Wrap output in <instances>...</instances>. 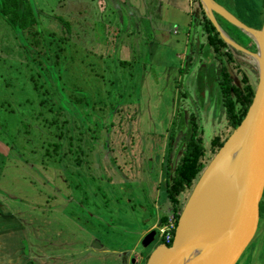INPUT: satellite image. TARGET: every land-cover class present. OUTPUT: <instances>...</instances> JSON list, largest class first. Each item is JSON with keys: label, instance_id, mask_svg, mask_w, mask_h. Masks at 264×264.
Instances as JSON below:
<instances>
[{"label": "rangeland", "instance_id": "obj_1", "mask_svg": "<svg viewBox=\"0 0 264 264\" xmlns=\"http://www.w3.org/2000/svg\"><path fill=\"white\" fill-rule=\"evenodd\" d=\"M36 1L43 30L40 38L46 50L42 57L26 58L22 43H28L30 37L26 35L24 41L20 40L14 29L0 21V159L1 163L5 162L0 176V210L7 213L6 203L12 212L3 221L9 229L1 223L0 231L4 235L19 234L17 229H22L19 247L26 246L27 254L31 253V264H57L38 256L66 250L72 253L60 264H87V252H92L98 242L103 244V256L98 257V262L91 257L87 260L90 264H128L131 254L130 264H134L132 258L136 259L135 264H145L153 247L162 242L159 230L149 246L143 247L139 241L131 254L126 251L138 238L141 240L142 231L152 225L160 226L163 211L169 210L165 184L168 163L175 166L191 129L198 127L196 137L202 139L205 148L202 160L208 164L214 156L213 138L219 135L224 139L231 131L224 107L208 91L202 103L201 95L194 89L195 75L177 81V74L172 75L164 67L145 65L147 72L143 71L144 48L124 49L119 47L120 43L113 42V32L108 27L115 23V17L111 8H105V0L99 3V0ZM100 10L106 12L100 14ZM65 13L77 21L87 20L78 21L79 29H72L81 39L73 34L64 40L62 32L52 30L56 26L52 18ZM218 20L239 44L255 49L247 34L223 18ZM195 32L196 49L199 32ZM86 40L96 47L86 49ZM166 40L169 41L167 37ZM40 45L33 47L35 51L42 49ZM130 52L140 56L132 58L136 66L129 65L134 64L130 61L122 64L131 60ZM233 52L236 66L233 64L230 69L234 82L239 85L245 72L255 87L257 72L253 59ZM47 55L51 57V63L46 61L52 67L49 71L42 61L38 62ZM51 81L54 84L49 85ZM176 86L185 89L176 92ZM46 88L48 94L43 93ZM64 94L68 98L64 99ZM75 97H84L87 103L75 104ZM46 99L49 103L40 102ZM57 101L65 107H59ZM56 110L63 111L62 116L69 122L63 117L57 121ZM29 119L31 127L25 130L23 121ZM64 121L67 133L65 138H59L57 127ZM69 136L76 142L82 137L87 143L84 159L89 162L81 165V175L65 173L68 177L65 181L59 171L70 172L71 165L50 163L62 155L60 149L67 151L65 143ZM58 142H63L62 148L53 151L51 144ZM91 146L93 151L89 150ZM46 149L52 155L45 158L47 165L38 159ZM190 192L191 188L186 189L179 196L181 210ZM52 194L56 195L50 200ZM256 215L259 216L257 230L235 264H264V192ZM45 230L60 238L48 243L42 241ZM136 255H142V259Z\"/></svg>", "mask_w": 264, "mask_h": 264}, {"label": "water", "instance_id": "obj_2", "mask_svg": "<svg viewBox=\"0 0 264 264\" xmlns=\"http://www.w3.org/2000/svg\"><path fill=\"white\" fill-rule=\"evenodd\" d=\"M198 1L227 46L253 59L257 83L244 118L195 182L171 244L157 243L145 264H235L258 227L256 209L264 192V17L255 28L215 0ZM217 15L247 34L255 49L231 38ZM156 234L155 228L146 232L141 246H149Z\"/></svg>", "mask_w": 264, "mask_h": 264}, {"label": "crops", "instance_id": "obj_3", "mask_svg": "<svg viewBox=\"0 0 264 264\" xmlns=\"http://www.w3.org/2000/svg\"><path fill=\"white\" fill-rule=\"evenodd\" d=\"M195 1L196 0H125L122 2H116V0H105V8H111L112 15L114 14L115 17V23L111 24V28L108 27V29L112 30V40L113 42L116 41L120 43V48L133 49L138 46V51H140V47L141 49L144 48L145 53L143 54V58L145 60L142 62L143 64L141 63L143 71H146L144 68L145 65L157 66L158 68L164 67L167 72L172 73V75L177 74V81H183L185 76L190 78L191 75H195L194 89L198 95H201L203 99L202 103H204L205 91H208L210 96H215V99H218L222 104L219 80L223 62L222 59L217 58L214 50L206 41V33L203 31L202 27V7L200 3L197 5ZM215 1L249 26L258 28L262 24L264 17V0H255L253 2L250 0H224L228 2L230 7L234 8L235 11L227 7L222 0ZM99 2H103V0H99L98 3ZM115 3H117V8L115 7ZM107 4L112 7H107ZM105 12L100 10V14ZM99 23H101V20H99ZM219 25L221 26L220 22ZM221 28L229 36L231 35L230 32L225 30L222 26ZM195 31H197V33L199 32L198 38L196 37L197 45L200 46L199 50H197L199 46L196 49L193 47V41L196 36ZM120 33L125 36L118 37L117 34ZM166 37L169 41L166 40ZM91 47L96 46L92 44L91 46L85 48L90 49ZM229 49L230 52L234 53V49L231 47ZM130 53L131 57L129 58H131V60L129 61L134 63L131 65L136 66L137 64L132 60V58H137L139 55L136 57V55L132 52ZM225 65H227L229 69H232V64L226 63ZM180 89L184 90L185 88L180 86L175 87L176 92ZM1 162L2 161L0 159V176L3 175V168L5 166V162ZM4 204L6 206L5 211L7 213L2 214L0 210L2 218V220L0 219V224L2 223L5 225L3 221L10 218L12 212L10 214L9 206H7L6 203ZM168 211H163V214ZM150 228L152 229L155 227L154 225L150 226L147 230L142 231L140 236L142 237L146 232L151 230ZM6 229L9 228L6 226ZM17 230L19 231V234L16 232H7L6 235H4V233H1L0 231V264L32 263L33 256L31 253L29 255L27 254L26 246H24L25 248L23 246L19 247L21 244L20 233L22 232V229L18 228ZM46 236L49 237L51 241L56 240V238H60V236L47 231ZM139 241L140 238H138L134 243V246L126 252L131 254V252L135 250ZM10 245H12V247H10ZM94 247L95 249L92 248V252H87V264H90L87 260L91 257L93 260L95 259L98 262V257L103 256V244L98 242L94 245ZM96 252H98V254H96ZM71 253V251L66 250L38 257L39 259L44 257L46 260L49 259L50 261H55L57 264H60L61 262H65L63 259L66 257L69 258ZM131 255L128 257V264H130L129 260L132 257ZM139 258L142 259V255ZM132 259H134L135 264L137 262L136 259ZM46 263L47 262H45V264Z\"/></svg>", "mask_w": 264, "mask_h": 264}, {"label": "trees", "instance_id": "obj_4", "mask_svg": "<svg viewBox=\"0 0 264 264\" xmlns=\"http://www.w3.org/2000/svg\"><path fill=\"white\" fill-rule=\"evenodd\" d=\"M196 1L199 3L198 0ZM37 4L38 3L36 0H0V21L5 22L7 26H9L11 29H14V33L16 37L19 38L20 40L24 41L26 39V35L30 37V40L28 41V43L26 41L22 43V47H23V52L26 55V58L30 57L32 59L36 57H42L44 53L46 54V50L43 49L45 45L41 41V38H40V36L43 33V30L41 27L42 25L41 18H39V15H38L39 12L37 10ZM64 4L65 2H63V5ZM67 14L69 13H65L64 15L63 14L56 15L52 18V21H54L56 24V26H54L52 30L57 31V32L58 31L62 32L64 36L63 37L64 40L71 38L73 34H75L77 38L81 39V37L78 36L79 34L74 33L72 29L74 27L75 28L77 27L78 21L79 23H86L87 20L78 19L77 21V18H74L73 16L71 17ZM202 14H203L202 27H203V31L206 33V41L213 48L216 56L222 57L223 66L221 70L219 86H220V91H221V101H222V105L225 111V116L227 119V126L231 128V131H230L231 133L232 130L236 126H238L240 122L242 121V119L244 118L246 111L252 101L255 87L250 83L249 77L245 72H242V78H241L239 85H237L234 82V78L231 75V69H229L228 66L225 65L226 63H230L236 66L235 64L236 60L234 58V55L232 52L229 51L230 47L227 46L224 40L219 36L218 31L215 29L211 21L205 15V12L203 11V9H202ZM217 18H221V17L217 15ZM95 24H97V22H95ZM84 26H86V24ZM38 45H40L42 49L40 51H37V50L35 51L33 47L34 46L36 47ZM88 46H91V41H88V44L85 47H88ZM29 50H33L34 52L32 51V53H30ZM237 52L241 53L240 51H237ZM29 54H32V56H29ZM33 54H35L36 56H33ZM40 61L44 63L45 68L48 69V71L52 68L50 67L51 64L46 63V61H50L51 63L50 56L47 55L46 59L41 58L38 60V62ZM128 62L129 60L122 61V64L124 63L126 64ZM50 84L52 85L54 83H52L51 81L49 85ZM4 86L7 87L8 84L4 82ZM36 87L37 85L34 83L33 88L35 89ZM43 91H45L43 93L48 94L49 88H46ZM22 93H24V91H22ZM58 93H59V90H58ZM63 97L64 99L68 98L66 94H64ZM5 98L12 99V96H5ZM82 101H85L87 103V100H85L84 97H75L73 99V102L75 104H78ZM40 102L49 103L48 99L42 100ZM57 103L59 107H65L64 105H62V102L59 104V101H57ZM49 110L53 111L52 108H49ZM62 112L63 111L61 110L54 111V113L57 115V121L60 119V117H63ZM64 119L68 121L66 118ZM75 119L76 118H74L73 120L76 121ZM52 123L55 124V121H52ZM23 124L24 126H26L25 130H28V128L31 127L30 119L24 120ZM63 125H66L65 121L62 124H59V127H57V129L58 128L60 129L59 134H57V137L59 138H62V137L65 138L66 133H67ZM34 127L37 128L36 125H34ZM197 132H198V127H193L191 129L189 140L186 142V146L182 152V155L179 158L178 162L175 164V166L171 167L169 163L167 165L165 184H166L167 198L170 203L169 211L176 213L177 218L179 217V212L181 211L179 196L186 189L191 188L192 190L193 186L195 185V182L197 181L203 169L207 165L202 160V157H204L205 155V148L202 144V139L196 137ZM230 133L224 139H222L219 135L213 138L211 142V149L214 152V154L222 146V144L224 143L226 138L230 135ZM77 141L78 142H76V139L74 141L73 136L67 137V141L65 143V144H68L67 151L60 149L62 148L61 144L63 142L61 144L59 142L51 144L53 151L60 149L59 152H61L62 155L61 156L59 155L54 160H51L52 162L50 164H57L58 166L70 164L72 167L70 168L71 169L70 172H66V170L64 172L63 169L61 170L59 168L60 169L59 172H61L60 174L63 175V178L65 181L68 180V177L65 175V173L67 174L69 173L70 176L73 174L81 175V172H80L81 165L87 164L89 162L88 159H84L87 154L85 152V146L87 145V143L83 142L82 137L79 138V140ZM93 149L94 147L91 146L89 150L93 151ZM51 156L52 155L49 154V150L46 149L45 152L40 157H38V159L41 160L43 164H45V161H46L45 158L49 157L50 159ZM67 156L69 157V159L67 158ZM77 185L79 187L81 186L80 189H82V185H79V183ZM55 195L56 194L50 195L49 196L50 200L51 198L54 199ZM45 203H48V201H46ZM80 214H82V211H80ZM166 219H167V213H164L159 219L160 224H163L166 221ZM44 227L47 228L46 226ZM43 240H45L47 243L51 241L50 238L46 236V234H44V237H42V241ZM171 242L168 243V245H170Z\"/></svg>", "mask_w": 264, "mask_h": 264}, {"label": "built area", "instance_id": "obj_5", "mask_svg": "<svg viewBox=\"0 0 264 264\" xmlns=\"http://www.w3.org/2000/svg\"><path fill=\"white\" fill-rule=\"evenodd\" d=\"M177 215L173 212H170L169 217L166 221L157 227V230L160 232V236L162 237V241L164 244L168 245L173 239L174 229L176 226Z\"/></svg>", "mask_w": 264, "mask_h": 264}, {"label": "clouds", "instance_id": "obj_6", "mask_svg": "<svg viewBox=\"0 0 264 264\" xmlns=\"http://www.w3.org/2000/svg\"><path fill=\"white\" fill-rule=\"evenodd\" d=\"M170 213V212H169ZM176 214V213H175ZM179 214H180V212H179ZM177 215V214H176ZM178 219V218H177ZM160 225H162V224H160ZM155 229L157 230V227H155ZM162 243H163V241H162Z\"/></svg>", "mask_w": 264, "mask_h": 264}, {"label": "flooded vegetation", "instance_id": "obj_7", "mask_svg": "<svg viewBox=\"0 0 264 264\" xmlns=\"http://www.w3.org/2000/svg\"><path fill=\"white\" fill-rule=\"evenodd\" d=\"M157 235V234H156Z\"/></svg>", "mask_w": 264, "mask_h": 264}]
</instances>
